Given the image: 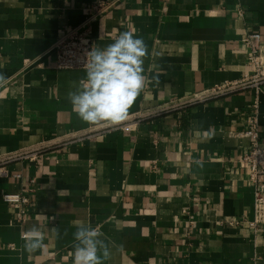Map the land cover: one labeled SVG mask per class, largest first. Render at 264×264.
<instances>
[{
  "label": "crops",
  "instance_id": "0c3cea01",
  "mask_svg": "<svg viewBox=\"0 0 264 264\" xmlns=\"http://www.w3.org/2000/svg\"><path fill=\"white\" fill-rule=\"evenodd\" d=\"M102 1L0 0V157L39 149L4 163L0 264H74L77 222L103 232L104 264H264V223L228 224L253 217L249 140L237 135L253 91L206 94L250 72L241 38L258 32L264 44V0H116L91 19ZM80 25L93 47L124 31L147 45L146 85L125 127L72 111L68 93L85 69H56L51 48ZM257 118L263 139L264 84ZM23 190L30 204L19 220L2 195ZM33 226L44 247L29 253Z\"/></svg>",
  "mask_w": 264,
  "mask_h": 264
},
{
  "label": "clouds",
  "instance_id": "9594fccd",
  "mask_svg": "<svg viewBox=\"0 0 264 264\" xmlns=\"http://www.w3.org/2000/svg\"><path fill=\"white\" fill-rule=\"evenodd\" d=\"M148 48L142 37L124 31L105 47H92L85 53V77L75 91L68 93L72 111L90 125L120 124L130 115L136 98L146 85L144 61ZM158 83V81H157ZM7 78L0 74V87ZM74 238V264H104L111 255L103 232L90 224L77 222ZM57 236L59 229L54 228ZM24 249L35 252L44 247V237L33 226L24 237Z\"/></svg>",
  "mask_w": 264,
  "mask_h": 264
},
{
  "label": "built area",
  "instance_id": "2783aa9c",
  "mask_svg": "<svg viewBox=\"0 0 264 264\" xmlns=\"http://www.w3.org/2000/svg\"><path fill=\"white\" fill-rule=\"evenodd\" d=\"M116 0H104L100 3L91 5L93 19L96 15L109 9ZM237 13L242 16V9H238ZM90 21V19L88 20ZM241 42L247 49L248 61L251 70L242 77L232 81L212 87L206 91L207 95L218 96L227 92L249 88L253 91V100L251 104L252 115L247 120V128L237 132V135L246 137L249 143L245 149L242 161L248 167V180L253 187V217L251 220L232 219L228 221L230 225H239L247 223L254 229L258 224L264 223V138L260 139L259 123L257 118L258 100L262 92L264 84V53L263 41L260 33H245ZM93 47L92 41L88 36V29L84 25L77 26L56 38L53 43L52 50L55 57L56 69H85L83 60L85 53ZM183 103H167L158 107L155 111L164 112L173 107L181 106ZM152 112H146L140 116H146ZM117 127H125V123L114 124ZM39 149H25L15 153H9L0 157V176L6 175L4 163L6 161L17 158L34 159ZM26 190L17 193H5L2 195L3 200L17 211V218L24 219L26 213L25 207L30 204V196Z\"/></svg>",
  "mask_w": 264,
  "mask_h": 264
}]
</instances>
